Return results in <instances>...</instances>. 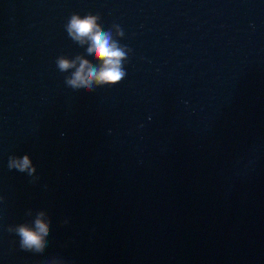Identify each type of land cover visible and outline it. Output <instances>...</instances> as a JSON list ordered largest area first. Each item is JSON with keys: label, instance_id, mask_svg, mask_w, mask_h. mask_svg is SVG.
I'll return each instance as SVG.
<instances>
[{"label": "water", "instance_id": "water-1", "mask_svg": "<svg viewBox=\"0 0 264 264\" xmlns=\"http://www.w3.org/2000/svg\"><path fill=\"white\" fill-rule=\"evenodd\" d=\"M73 13L123 29L120 83L66 86ZM0 196V264H264V0H0Z\"/></svg>", "mask_w": 264, "mask_h": 264}, {"label": "clouds", "instance_id": "clouds-1", "mask_svg": "<svg viewBox=\"0 0 264 264\" xmlns=\"http://www.w3.org/2000/svg\"><path fill=\"white\" fill-rule=\"evenodd\" d=\"M98 15H80L73 13L65 25L69 38L84 47L82 55L74 58L61 55L56 59V66L62 73H69L65 77V84L76 91L92 92L97 87L113 86L120 83L127 75L124 67L132 51L126 45H121L117 37L124 36L123 29L114 24L105 29L99 23ZM115 32V34H114ZM91 57L97 63L93 64ZM9 170H16L31 177L35 183L37 167L29 154L22 156L10 155ZM4 198L0 196V201ZM27 216L32 217L28 222L9 225L7 231L18 237L19 247L33 256H41L48 247L50 221L45 210L29 209ZM67 224L68 221L63 222ZM46 264H65L59 257H53Z\"/></svg>", "mask_w": 264, "mask_h": 264}]
</instances>
